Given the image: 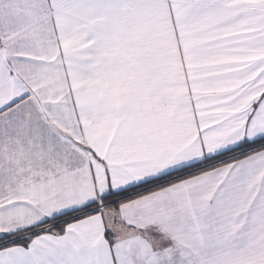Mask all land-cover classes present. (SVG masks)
<instances>
[{
    "label": "snow or ice",
    "instance_id": "6c2138e0",
    "mask_svg": "<svg viewBox=\"0 0 264 264\" xmlns=\"http://www.w3.org/2000/svg\"><path fill=\"white\" fill-rule=\"evenodd\" d=\"M0 264H264V0H0Z\"/></svg>",
    "mask_w": 264,
    "mask_h": 264
}]
</instances>
